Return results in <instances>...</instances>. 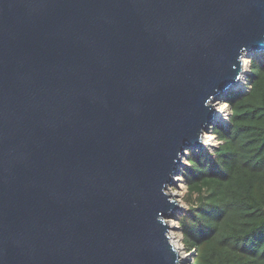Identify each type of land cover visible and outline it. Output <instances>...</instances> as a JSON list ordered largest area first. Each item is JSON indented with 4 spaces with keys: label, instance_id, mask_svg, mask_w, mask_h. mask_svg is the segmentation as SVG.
<instances>
[{
    "label": "water",
    "instance_id": "obj_1",
    "mask_svg": "<svg viewBox=\"0 0 264 264\" xmlns=\"http://www.w3.org/2000/svg\"><path fill=\"white\" fill-rule=\"evenodd\" d=\"M261 52L264 0H0V264H186L168 189Z\"/></svg>",
    "mask_w": 264,
    "mask_h": 264
},
{
    "label": "trees",
    "instance_id": "obj_2",
    "mask_svg": "<svg viewBox=\"0 0 264 264\" xmlns=\"http://www.w3.org/2000/svg\"><path fill=\"white\" fill-rule=\"evenodd\" d=\"M249 89L231 90L213 149H188L181 166L190 206L179 215L187 264H264V58Z\"/></svg>",
    "mask_w": 264,
    "mask_h": 264
},
{
    "label": "rangeland",
    "instance_id": "obj_3",
    "mask_svg": "<svg viewBox=\"0 0 264 264\" xmlns=\"http://www.w3.org/2000/svg\"><path fill=\"white\" fill-rule=\"evenodd\" d=\"M254 57L264 58V52L257 53V54L255 53V54H253L251 56V58L249 57L248 62H247V65H246V73H245L244 84L241 87H237V89H242V90L249 89V79H248V75L250 73V62H251V59L254 58ZM224 97H226V95H224ZM218 101H216L217 102V107H219L218 105H220V104H223V103L226 104V108H225L224 114L221 117L222 119H219L220 122L226 123V122H228V115H227V113H229V105L226 102V100H224V99L218 100ZM205 134L211 136L212 139H211V143L210 144H207V147L204 150H206V149H210L211 150V149L214 148L215 145H217L219 143V140L217 139L216 135L212 132L211 129H208ZM170 189H171L172 192L176 193V196L179 199V202L182 204V207H183L182 210L177 211V213H176V216L177 217L176 216L173 217V218L171 217L174 220L176 226H178V228H176V232L181 237L182 236V230H181L180 225H179V222H178L179 215L182 214L190 206V202L188 201L187 195H186L187 187H186L185 181H184L183 176L181 175V173L178 175L177 182H175L174 184H172L170 186ZM181 241H182V239L180 240V243H181L182 246H184ZM182 251H184L186 253L185 254L186 259L189 260L190 259V255H189L190 252H186L184 249H182ZM182 254L184 255V253H182ZM187 262H186V264H187Z\"/></svg>",
    "mask_w": 264,
    "mask_h": 264
},
{
    "label": "bare ground",
    "instance_id": "obj_4",
    "mask_svg": "<svg viewBox=\"0 0 264 264\" xmlns=\"http://www.w3.org/2000/svg\"><path fill=\"white\" fill-rule=\"evenodd\" d=\"M248 59H249V55H246L245 56V61H244V73L242 75V78L239 82L238 85H236V88L237 87H241L243 84H244V80H245V73H246V65H247V62H248ZM219 102V101H218ZM217 106V104H216ZM219 107H217V119H222L221 117L223 116L224 114V111H225V108H226V104L223 103V104H220L218 105ZM207 132V131H206ZM205 132V133H206ZM204 133V142L205 144H210L211 143V136L207 135ZM168 191L172 192L171 189L169 188ZM169 223L171 224V229H170V233H171V238L173 240V242L175 243V245L178 247V249L181 251L182 250V245L180 243V240H181V237L180 235L176 232V224L174 222V220L171 218L169 219ZM182 253H184V258H186L185 256V252L184 251H181ZM186 260V259H185Z\"/></svg>",
    "mask_w": 264,
    "mask_h": 264
},
{
    "label": "built area",
    "instance_id": "obj_5",
    "mask_svg": "<svg viewBox=\"0 0 264 264\" xmlns=\"http://www.w3.org/2000/svg\"><path fill=\"white\" fill-rule=\"evenodd\" d=\"M227 115H228V120H229V113H227ZM208 129H211V130H212V129H213V125H211ZM208 129H207V130H208ZM207 130H206V131H207ZM187 152H188V150H187Z\"/></svg>",
    "mask_w": 264,
    "mask_h": 264
}]
</instances>
